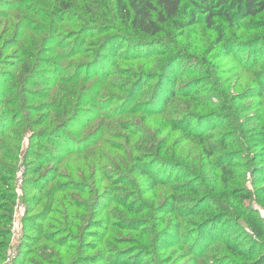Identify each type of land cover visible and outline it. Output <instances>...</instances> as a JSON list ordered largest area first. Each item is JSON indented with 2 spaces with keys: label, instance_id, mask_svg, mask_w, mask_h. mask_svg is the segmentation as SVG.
I'll return each mask as SVG.
<instances>
[{
  "label": "rangeland",
  "instance_id": "rangeland-1",
  "mask_svg": "<svg viewBox=\"0 0 264 264\" xmlns=\"http://www.w3.org/2000/svg\"><path fill=\"white\" fill-rule=\"evenodd\" d=\"M126 17L0 0V264H264V12Z\"/></svg>",
  "mask_w": 264,
  "mask_h": 264
},
{
  "label": "trees",
  "instance_id": "trees-1",
  "mask_svg": "<svg viewBox=\"0 0 264 264\" xmlns=\"http://www.w3.org/2000/svg\"><path fill=\"white\" fill-rule=\"evenodd\" d=\"M116 5L132 26L150 35L164 31L168 23L179 29L198 23L214 27L217 18L239 29L247 18L264 12V0H128L127 5L124 0H116ZM256 80L258 87L251 94L264 97V72L256 75ZM260 131L264 136V123ZM253 226L258 231L257 224Z\"/></svg>",
  "mask_w": 264,
  "mask_h": 264
}]
</instances>
